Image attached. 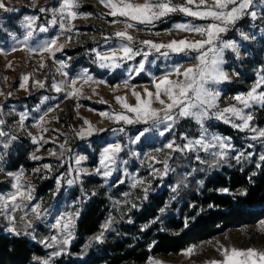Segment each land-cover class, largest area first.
Masks as SVG:
<instances>
[{"label": "rangeland", "instance_id": "374dc122", "mask_svg": "<svg viewBox=\"0 0 264 264\" xmlns=\"http://www.w3.org/2000/svg\"><path fill=\"white\" fill-rule=\"evenodd\" d=\"M57 2L58 0H36L35 7H33L32 0H5L8 7H15L17 10L14 12L0 10V93H3L0 95V120L4 121V124L0 125V130L17 137L7 149L0 144V169H3L0 171V194L7 195L14 191L11 187L12 180L6 173H16L23 169L24 180L30 181L33 187V199L30 202H25L27 206L14 213L17 222L19 223V217L25 212L29 214L28 218L32 219L33 214L30 209L34 204H39L42 209H47L46 215L41 219L32 220L33 228L29 230L30 235L15 236L8 233L5 230L7 222L3 217H0V232L14 237L26 238L37 244L44 251V255L33 258L32 263L39 264V261L47 258L52 251V249L45 248L40 241L56 234V230L51 227L56 218L66 211L75 212L78 210L80 215L83 204L93 197H103L107 200V212L102 224L111 216L115 221L112 229L105 232L102 243L93 242L85 248L89 240L100 232L101 224L99 231L85 238L82 246L77 250L70 251L75 240L74 227V238L68 245L66 254L54 258L51 264L62 258L70 263H75L85 260L90 254L98 253L105 242L118 235L122 225L133 222L135 212L141 211L143 206L150 201L151 196L160 194L162 191H165L169 198L162 207L167 205L164 212H175L176 208L180 206V202H178V189L173 192L172 188L178 184L180 186L183 179L188 176L196 177L201 185L212 174L221 173L225 170L246 172L249 176H252V173L257 174L259 168L256 167V164L262 165L264 163L259 160L260 155L264 154V140H252L250 138L253 135L251 132H242L221 121L209 119L204 122L209 134L230 138L229 142L233 147L228 153L227 160L218 167L209 168L208 163L213 160L209 154L202 151L186 154L174 152L171 153L172 158L169 160L171 171L163 178L156 177L153 179L149 175L151 169L148 165L152 164L153 168L160 170L163 169V165L153 163L146 158L145 154L155 155L159 160L165 159L169 150L164 149L159 153L154 150L163 148L164 144L172 140H175L177 144L186 143L185 140L181 139V134L189 139L198 138L202 131L200 126L191 118H182L164 136H160L158 130L153 129L142 142L131 144L130 140L135 137L138 131L148 127V125H124L122 122L117 124L107 117H102L100 113L124 111L116 102V96H127L128 103L135 104L131 89L134 88L142 95L145 88L154 91L153 78L161 77L176 65L192 66L195 63L193 58L197 53L172 55L168 59L153 53L146 62V71L139 75L131 74V79H129L130 74L127 68L138 63L141 57H137L135 61H130L127 65L114 71L101 69L98 64L94 63L95 56L91 49L107 50L109 45L105 44L103 37L124 28V23H111V21L113 19L124 21L125 18H113L107 15L109 9L101 5L98 0H81V7L78 11L82 17L73 21L75 28L70 34L72 39L63 51L56 53L54 59L49 58L47 53L29 52L28 48H38L44 41L57 36L59 28L53 26L44 33L37 31L25 45L19 42L23 40L25 33L24 18L36 16L38 17L36 21L38 26H47L51 13H41L39 8L56 7ZM133 2L140 3L143 0H133ZM252 10L257 12L255 20L246 16L237 21L227 33L222 34L224 39L233 40L237 43L239 56L231 50H225V63L222 67L231 75V82L215 85L220 91L218 104L221 108L236 103L232 98L238 94L246 93L257 78L258 73L264 75V0H255ZM85 16L86 18H84ZM189 22L195 25H204L211 21L194 19L177 12L156 21L154 25H137L136 29H129L128 31L136 41L152 40L167 43L173 39H201L197 34L173 29L174 24ZM241 32L254 38L243 40L240 35ZM65 38V35H61L59 42L63 43ZM115 43L116 41L113 40L112 45L114 46ZM136 46L139 47V44ZM13 48L17 50L12 51ZM41 60L45 65L43 68L39 66ZM54 60H64L68 64L65 71L69 74V80L79 77L86 71L88 75L93 77V81L85 83L83 80H79L76 87L80 89V92L76 97L69 98L65 92L56 93L50 87L53 79L60 81L64 78L57 72L58 64ZM9 65L11 66L9 67ZM233 73L238 74L233 75ZM24 75H29V80L25 85L27 90L20 87ZM172 78L176 77L173 76ZM37 80L44 81L46 86L44 88L33 87V81ZM125 80H128V87L124 86ZM94 81H102V83ZM9 93L11 95H8ZM152 106L161 107L159 103H154ZM49 109L52 111L49 112ZM246 111L252 113L254 127L264 128V107L254 106ZM46 112L48 115L42 129H47V131H43L34 125L38 118ZM21 113L27 115L23 128L19 127L18 124ZM85 120L89 121L94 128L105 129V131L94 133L92 136H86L83 139L78 137L76 133L82 128H87L84 123ZM187 122H190V128L186 127ZM121 127L124 129L123 132L118 131ZM220 127L231 130L232 135H223L219 130ZM112 129H117V131H112ZM29 132L37 136V144L32 143L31 137L28 135ZM40 136H43L47 143L40 141ZM7 139V137H0V141L7 142ZM96 142H100L102 145H98L99 143ZM117 142L124 146L120 153V160L127 163H119L112 176L108 178L100 175L82 176L81 182L73 185L67 184L66 181L73 178L68 175V169L69 166L75 167L74 158L76 156H86L87 159L82 162L81 167L92 171L98 166L102 149L110 143ZM61 144H65L64 155L58 158ZM249 145L253 146L249 147ZM49 150L55 151L57 155H50ZM239 153H245V155L252 153V156L243 158L238 163L235 157ZM33 155L39 156L41 159L35 160L32 158ZM198 155L208 163H200L196 159ZM61 160L64 161L63 164H61ZM43 164L51 165L52 171L43 170ZM36 168H41V172L34 173L33 170ZM61 174H64V177L59 186V191H57L56 178ZM133 176L151 181L147 199H143L144 193L141 188L130 187ZM120 180L124 182L119 183ZM46 182H50L51 189L45 193L40 192L39 188ZM93 192L96 194L92 195ZM125 193L128 195L125 196ZM219 193L222 194V192ZM85 194H87L86 198ZM126 200L135 203L137 208H131L130 204H125L124 201ZM116 201H120V205H117ZM192 207V203H189V208ZM154 220L156 222L151 223ZM152 221L149 226L156 223L160 224L157 218ZM222 246L223 248L264 250V218L247 227L225 230L209 240L188 246L174 255H149L147 260L141 264H149L150 258L159 264H208L211 260L223 259L220 254Z\"/></svg>", "mask_w": 264, "mask_h": 264}, {"label": "snow or ice", "instance_id": "6c2138e0", "mask_svg": "<svg viewBox=\"0 0 264 264\" xmlns=\"http://www.w3.org/2000/svg\"><path fill=\"white\" fill-rule=\"evenodd\" d=\"M33 7H35L36 0H32ZM98 2L105 8L109 9L107 15L113 18L123 17L124 21L113 19L111 23H124L123 30H117L111 35H105L103 37L106 45H109L107 50L99 51L96 48L91 49L94 53V63L98 64L101 69H108L114 71L128 64L130 61H135L137 57H141L138 63L128 66L127 71L130 74L139 75L146 71V62L149 57L156 53L159 57L165 59L170 58L172 55L187 54L190 52H196L197 55L193 58L195 63L192 66L184 67L183 65H176L171 71L165 72L159 78H153L152 85L154 91H150L147 88L144 89L143 95L140 92L131 89V95L135 98V104L128 103L127 96H116V102L121 106L124 111L106 113L102 112V117H107L114 123L124 125L130 124H145L148 127H144L138 131L134 138L130 140L131 144H138L147 136V134L153 129L158 130L160 136H164L169 133L175 123L182 118H191L202 129L198 138L189 139L187 136L181 134V139L186 143L177 144L175 140H172L163 145V148H156V153L161 152L164 149L169 150L165 155V159L159 160L155 155L145 154L146 158L153 163H160L163 165V169H156L149 164L151 169L149 175L154 179L156 177L163 178L169 171H171L169 160L172 158L171 153L179 152L186 154L189 152H204L213 157L211 163L202 160L198 155L196 159L204 164L208 163L209 168L218 167L221 163L225 162L228 158V153L232 149V144L229 142V137H222L215 134H209L205 127V121L209 119H215L221 121L224 124H228L231 127L238 129L239 131H248L253 135L250 137L252 140H264V128L254 127L252 121L254 117L248 109L254 106L264 107V75L258 73L257 78L253 82L252 86L246 93L238 94L232 99L236 102L229 104L223 108L219 107L218 100L220 98V91L215 85L231 82V75L222 67L225 63L224 53L225 50H231L237 56H239V47L233 40H226L222 34L227 33L230 28L234 27L236 22L246 16H250L253 20L257 18V12L253 11V5L255 0H143V2L136 3L133 0H98ZM81 7V0H58L57 6L52 8L40 7L41 13L50 12L51 18L47 21V26L37 25L36 16H26L24 18L23 27L25 33L23 40L19 41L25 45L38 31L40 33L47 32L50 27L58 26L59 34L52 37L49 40L44 41L38 48H28L29 52L47 53L49 58L54 59L56 53L64 50L68 42L72 39L70 35L75 25L73 21L82 17V14L78 11ZM0 10L4 12H14L17 9L15 7H8L5 0H0ZM183 13L185 16L192 17L199 20H210V23L204 25H195L192 23H177L173 25V29L181 32H189L197 34L201 37L198 40L188 39H173L167 43L154 42L152 40L136 41L135 38L129 34V29H136L137 25H154L156 21H160L163 18L173 13ZM90 15V14H87ZM86 18V16L84 17ZM139 30V29H137ZM65 35L66 38L63 43L59 42V37ZM243 40H249V35L241 32ZM116 43L113 46L112 41ZM139 44V47L136 45ZM13 48L12 51H16ZM70 59V58H69ZM58 64L57 72L61 74L64 79L56 81L53 79L50 87L56 93L65 92L66 96L76 97L80 92V89L76 87L79 80H83L85 83L92 82L93 77L88 75L85 71L79 77L71 78L69 80V74L67 69L68 64L64 60L55 61ZM154 62V61H153ZM11 65H9L10 67ZM41 68L45 67L43 60L39 65ZM238 73H233L236 75ZM175 76L176 78H172ZM29 80V75L22 77L20 84L21 88H25L26 82ZM96 83H102V81H94ZM33 87L44 88V81H33ZM124 86L128 87V80L124 81ZM25 90H27L25 88ZM3 95V93H0ZM8 95H11L9 93ZM47 99V98H45ZM159 103L160 108H155L152 105ZM49 112L52 109L48 110ZM131 114V115H129ZM48 113H44L38 118V121L34 125L38 129H42L45 123ZM27 119L25 113L20 114V120L18 122L19 127L23 128L24 121ZM239 121V123H237ZM87 128L80 129L76 135L80 138L86 136H92L94 133L103 132L105 129H96L87 120L84 121ZM4 121L0 120V125H3ZM161 126H163L161 128ZM47 131V129H42ZM117 131V129H112ZM118 131L123 132L121 127ZM31 137L32 143L37 144L38 138L31 132L28 133ZM0 137H7V142L0 141L3 148L7 149L10 143L17 139L16 136L10 135V133L0 130ZM40 141H44L43 136L39 137ZM47 143V141H44ZM253 145H249L252 147ZM59 157H63L65 144L60 146ZM121 143H110L104 147L100 153L99 163L92 171L81 167L87 157L84 155H78L74 158L75 167L69 166L68 175L72 176V179H68L66 182L68 185H73L77 182H81L82 176L100 175L104 178L112 176L119 163H127L120 160V153L123 151ZM39 151V148H37ZM50 155L56 156L57 153L53 150H49ZM252 153H239L235 157L239 163L243 158H249ZM33 159L39 160L41 157L33 155ZM259 160L264 162V154H261ZM64 161L61 160V164ZM257 168L261 167L260 163L256 164ZM42 169L48 172L52 171V166L49 164H43ZM41 168L34 169V173H39ZM3 171V169H0ZM74 173V175H73ZM12 180L11 187L13 192L2 195L0 194V217L6 220L5 230L15 236L30 235V231L33 228L32 220H39L46 215L47 209H42L39 204L31 206L32 219L28 218V213L19 217V223L14 215L18 209H23L27 206L25 202L32 201L33 187L30 181L24 180L23 169L16 173H6ZM127 175V173H125ZM256 173H252L255 176ZM64 177L61 174L56 178L57 191ZM47 178V177H44ZM251 179V177H249ZM120 180L119 183H123ZM182 183V182H181ZM131 188H141L144 193L143 199L148 198V193L151 187V181L140 178L138 176L131 177ZM179 184L172 188L173 192H176ZM220 191L224 194H230L228 188H222ZM96 193L93 192L92 195ZM128 194L125 193V196ZM237 195H247L246 191H240ZM87 194H85L86 198ZM120 205V201L115 202ZM125 204H130L131 208H137L135 203L130 201H124ZM167 205L160 209L163 213ZM213 205H209V208ZM79 217V211L71 212L66 211L61 213L57 218L52 228L56 230V234L41 240L45 248L52 249L47 258L40 260L39 264H51V261L66 254L68 245L74 238V227L76 219ZM159 217H157V220ZM114 218L109 217L105 223L101 225L100 232L93 236L88 245L89 247L93 242L102 243L105 232L112 229ZM131 222V220H129ZM152 221L151 223H155ZM189 226V219L185 218L184 227ZM149 225H144L141 231ZM155 243V242H153ZM150 248L152 245L149 246ZM191 252V250H189ZM220 254L223 257L222 260H211L208 264H264V250L256 248L237 249L235 247L220 249ZM149 264H159V262L150 258Z\"/></svg>", "mask_w": 264, "mask_h": 264}, {"label": "trees", "instance_id": "16d2710c", "mask_svg": "<svg viewBox=\"0 0 264 264\" xmlns=\"http://www.w3.org/2000/svg\"><path fill=\"white\" fill-rule=\"evenodd\" d=\"M187 123L186 127L190 128V122ZM219 130L223 135H232L227 128L220 127ZM51 187L50 182H46L39 191L45 193ZM222 188H228L230 194L219 193ZM240 191H246L247 195H237ZM177 195L180 206L175 212L159 213L169 199L162 191L151 196L142 210L135 212L133 222L122 225L118 235L105 242L98 253L90 254L83 261L70 263L62 258L54 264H141L149 255H174L225 230L253 225L264 218V163L255 176L225 170L212 174L201 185L196 177L188 176L180 184ZM107 204L103 197H93L83 204L70 251L77 250L85 238L99 231ZM210 204L213 207L209 208ZM157 217L160 224L141 231ZM185 218L189 219L187 228L184 227ZM42 255L44 251L28 239L0 232V264H34L33 258Z\"/></svg>", "mask_w": 264, "mask_h": 264}]
</instances>
